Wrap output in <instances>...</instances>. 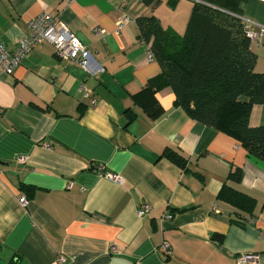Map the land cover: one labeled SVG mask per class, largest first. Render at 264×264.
Here are the masks:
<instances>
[{"label": "crops", "instance_id": "0c3cea01", "mask_svg": "<svg viewBox=\"0 0 264 264\" xmlns=\"http://www.w3.org/2000/svg\"><path fill=\"white\" fill-rule=\"evenodd\" d=\"M193 1L0 0L7 49L46 12L90 52L85 70L42 41L0 77V264H237L240 253L264 264V161L189 117L169 87L156 93L155 118L132 98L160 71L136 19L154 15L181 34ZM122 14L129 20L117 30ZM240 18L257 32L264 0L244 2ZM250 47L264 72V36ZM248 121L264 125V105H253ZM233 168L241 169L233 187L253 199L250 214L218 196ZM143 203L149 210L138 215Z\"/></svg>", "mask_w": 264, "mask_h": 264}, {"label": "trees", "instance_id": "16d2710c", "mask_svg": "<svg viewBox=\"0 0 264 264\" xmlns=\"http://www.w3.org/2000/svg\"><path fill=\"white\" fill-rule=\"evenodd\" d=\"M159 1L142 0L151 8ZM246 1L194 0L182 34L163 28L154 15L137 18L138 37L148 44L160 71L132 98L155 118L162 112L156 93L169 87L174 104L189 117L232 136L249 155L264 161V125L248 121L251 107L264 105V72L255 68L257 57L240 18ZM133 117L128 114L129 121ZM166 155L184 166L177 153ZM240 179V168L230 170L218 196L250 214L253 199L232 185Z\"/></svg>", "mask_w": 264, "mask_h": 264}, {"label": "built area", "instance_id": "2783aa9c", "mask_svg": "<svg viewBox=\"0 0 264 264\" xmlns=\"http://www.w3.org/2000/svg\"><path fill=\"white\" fill-rule=\"evenodd\" d=\"M129 17L122 14L116 21V28L119 30ZM29 33L27 36L19 40L13 49H7L6 46L0 41V77L12 74L14 68L20 64L22 58L31 49L42 41L49 43L54 54L59 59H67L79 64L85 70L90 66V52L87 46L62 22L58 17L51 16L46 12H41L33 17L29 22ZM245 35L250 39V42L259 41L264 36V26H261L257 32L249 29L248 24L244 25ZM97 33L102 34V29L96 30ZM147 59H153L152 54L148 51ZM84 96H89L90 92L84 87L80 89ZM94 101V100H93ZM95 170L100 172L105 178L119 183L121 177L117 174L110 172H103L101 165H96ZM23 203L24 199L20 198ZM149 210V205L143 203L137 210L138 215H142ZM162 247L168 249L167 243H163ZM110 251L115 250V246H109ZM258 259L256 253H240L236 256L237 264H255ZM57 261H63L62 256H58Z\"/></svg>", "mask_w": 264, "mask_h": 264}, {"label": "rangeland", "instance_id": "374dc122", "mask_svg": "<svg viewBox=\"0 0 264 264\" xmlns=\"http://www.w3.org/2000/svg\"><path fill=\"white\" fill-rule=\"evenodd\" d=\"M181 29H182V28H181ZM183 29L185 30V28H184V27H183ZM183 29L181 30V34L184 32V30H183Z\"/></svg>", "mask_w": 264, "mask_h": 264}]
</instances>
